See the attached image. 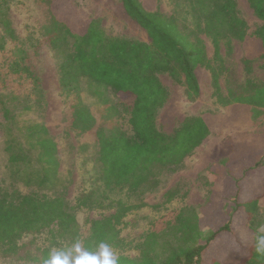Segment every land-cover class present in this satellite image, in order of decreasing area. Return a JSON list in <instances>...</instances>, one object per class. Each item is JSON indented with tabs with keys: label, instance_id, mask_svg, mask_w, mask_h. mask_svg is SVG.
<instances>
[{
	"label": "trees",
	"instance_id": "1",
	"mask_svg": "<svg viewBox=\"0 0 264 264\" xmlns=\"http://www.w3.org/2000/svg\"><path fill=\"white\" fill-rule=\"evenodd\" d=\"M119 1L125 13L145 30L149 41L108 35L95 17L85 15L79 20H73L68 15L61 17L56 9L59 0H43L46 9L40 35L57 54L59 84L63 91H76L79 80H86L98 89H109L120 98H132L126 119L130 132L119 128L111 132L103 127L96 128V151L93 156L104 188L124 190L126 200L105 197L103 205L114 211L92 220L88 234L82 236L74 210L87 206L88 202L92 206L94 200L90 195L93 192L79 196L74 205H70L59 195L25 194L12 184L8 188L0 187V259L21 264H45L52 252L71 248L77 242L91 251L102 242L110 247H119V226L123 224L124 217L144 205L143 202H130L129 197L136 192L141 196L154 188L156 169L175 171L210 134L234 127L243 119L248 120L253 112L258 115V109L264 108V81L246 77L242 83L233 86L226 77L228 87L223 103L227 106V113L181 115L177 128L171 134L161 132L155 124L158 110L169 98L157 77L158 72H167L181 83L187 99H193L199 91L194 72L197 66L211 70L213 84L217 87L222 66L217 70L213 67L201 41L196 36L191 37L195 32L210 37L216 53L222 39L232 38L241 43L252 40L253 43L245 44L246 51L241 59L246 76L253 60L264 59V0H247L261 21L249 33L245 21L239 16L236 0H174L177 7L182 5L183 12L194 19L195 27L190 31L179 25L173 15L146 10L140 0ZM6 5L7 0H0V50L7 41L13 43L9 73L24 79L31 93L38 94L39 77L27 63L26 52L11 26ZM6 90L4 80L0 79V114L10 125V133L15 128L18 134L16 137L11 135L4 142L7 163L14 167L13 178L27 184L55 185L59 181L55 141L42 123L25 122L21 128L17 127L15 107L19 97L10 95ZM110 107L115 110L114 106ZM29 108V104H24L22 110ZM94 125L95 119L89 109L84 104L74 105L71 126L82 133ZM32 150L37 167L23 173L21 166L27 164L28 153ZM260 167L258 162L246 168L236 182L234 211L244 215L247 226L255 232L242 264H251L254 258L253 261L264 258V251H257V238L264 235V231L256 232L254 226L259 202L264 201V185L260 194L255 196L246 179L247 174L256 173ZM167 196L171 198L173 192H168ZM230 222L217 227L203 242L196 208L184 206L175 216L172 240L165 242L161 251L156 250V234L149 232L141 257L133 259L119 254V264H207L209 250L219 242L217 236L222 232L225 236L231 232ZM43 233L50 243L45 247L31 242L17 243L23 235Z\"/></svg>",
	"mask_w": 264,
	"mask_h": 264
},
{
	"label": "rangeland",
	"instance_id": "2",
	"mask_svg": "<svg viewBox=\"0 0 264 264\" xmlns=\"http://www.w3.org/2000/svg\"><path fill=\"white\" fill-rule=\"evenodd\" d=\"M140 2L148 11L175 16L177 23L183 25L186 31L195 27L194 19L183 12L182 5L177 7L174 0ZM58 3L56 9L61 17L68 15L73 20H79L85 15L95 17L99 19L108 35L149 41L145 30L125 13L119 0H59ZM236 3L248 33L253 31L261 21L255 16L247 0H236ZM6 7L11 26L26 52L27 63L35 69L39 77L40 90L38 94L31 93V88L24 79L9 73L8 64L13 52V43L10 41L0 50V79L4 80L6 91L10 95L19 97L16 106L18 108L15 107L17 127L21 128L25 122H39L47 127L57 146L56 172L59 181L53 186H39L35 182L27 184L13 178L14 167L7 163L4 142L11 135L16 137L18 134L15 128L10 133V125L4 122L0 114V187L8 188L12 184L25 194L37 192L51 196L59 195L70 205H74L79 196L93 192L90 195L94 200L92 206H89L88 202L87 206L74 210L79 231L82 236H86L92 220L108 216L114 211L113 208L103 205L105 197L126 200L124 190L110 191L104 188L98 177V166L93 156L96 151V128L103 127L107 132L117 128L130 132L126 119L132 98H120L109 89H98L86 80H79L76 91H63L59 84L57 54L40 35L46 9L43 0H7ZM194 36L201 41L206 57L210 59L213 67L217 70L222 66L217 87L213 84L211 70L197 66L194 72L199 91L193 99H187L185 87L181 83L176 82L167 72H158L157 77L167 90L169 98L158 110L155 124L157 129L165 134L173 133L181 115L227 113V106L223 103L228 87L226 77L233 86L242 83L246 77L264 81V59L253 60L248 76L241 65L246 51L245 44L253 43L252 40L241 43L232 38L222 39L216 53L210 37L198 32L191 37ZM14 103L16 105V102ZM79 103L84 104L95 119L94 127L82 133L71 126L74 105ZM24 104H29L30 108L22 110ZM110 106H114L115 110ZM243 120L234 127H226L220 132L210 134L175 171L167 168L156 169L154 188L145 191L141 196L136 192L129 197L130 202H143L144 205L127 213L123 224H120L121 244L116 248L111 247L117 255L140 258L149 232L156 234V250L161 251L162 245L172 240L178 210L184 206L200 205L202 207L199 225L203 242L217 227L229 221L232 224L227 237L223 232L217 236L220 238L219 242L209 250L206 256L207 264L243 263L255 232L247 226L246 217L234 211L237 200L234 181L242 174L243 169L254 164L255 160L264 162L263 156L261 157L264 152V108L258 109V115L253 112L248 120ZM28 154L27 164H20L23 173L37 167L35 152L32 150ZM263 177L264 174L260 179L263 180ZM171 191L173 196L168 198L167 193ZM254 219L255 231H264V201L259 202ZM28 242L40 247L50 244L45 233L23 235L17 243ZM263 259L252 260L251 264H264ZM0 264L21 263L0 259Z\"/></svg>",
	"mask_w": 264,
	"mask_h": 264
},
{
	"label": "clouds",
	"instance_id": "3",
	"mask_svg": "<svg viewBox=\"0 0 264 264\" xmlns=\"http://www.w3.org/2000/svg\"><path fill=\"white\" fill-rule=\"evenodd\" d=\"M257 241V251H264V235L259 236ZM45 264H119V258L106 243H100L96 250L91 251L77 242L71 248L52 252Z\"/></svg>",
	"mask_w": 264,
	"mask_h": 264
},
{
	"label": "crops",
	"instance_id": "4",
	"mask_svg": "<svg viewBox=\"0 0 264 264\" xmlns=\"http://www.w3.org/2000/svg\"><path fill=\"white\" fill-rule=\"evenodd\" d=\"M263 156V158H264V152L262 153V155H261V157ZM259 161L258 160H255V162H254V164H252V165H249L248 167H251V166H254L256 163H258ZM260 163V165L262 166V167H260L259 169H258V171L256 172V173H254V174H251V173H249V174H247V178L246 179H248V187H250L251 188V190H252V193H254L255 194V196H257L258 194H260V192L262 191V187H263V185H264V177H263V180H261L260 179V177H261V175L262 174H264V162H259ZM247 167V168H248ZM246 169V168H245ZM245 169H243V170H245ZM243 172V171H242ZM261 172V173H260ZM242 177V175H240L239 177H237L236 179H235V186H237V181H238V179H240ZM247 187V188H248ZM235 191H237V187H235ZM252 195V194H251ZM190 206V205H189ZM195 206V208H196V213L198 214V217H199V219L201 218V216H200V211H201V207L202 206H200V205H194Z\"/></svg>",
	"mask_w": 264,
	"mask_h": 264
}]
</instances>
